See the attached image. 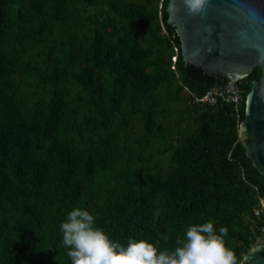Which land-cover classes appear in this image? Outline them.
I'll return each mask as SVG.
<instances>
[{
  "label": "trees",
  "instance_id": "trees-1",
  "mask_svg": "<svg viewBox=\"0 0 264 264\" xmlns=\"http://www.w3.org/2000/svg\"><path fill=\"white\" fill-rule=\"evenodd\" d=\"M167 3L0 0V264H71L60 225L76 207L125 246L171 251L212 221L237 264L252 249L264 179L238 139L251 74L239 119L190 98L194 128L172 144L156 94L174 75V102L225 79L184 65Z\"/></svg>",
  "mask_w": 264,
  "mask_h": 264
},
{
  "label": "water",
  "instance_id": "water-1",
  "mask_svg": "<svg viewBox=\"0 0 264 264\" xmlns=\"http://www.w3.org/2000/svg\"><path fill=\"white\" fill-rule=\"evenodd\" d=\"M166 14L185 66L215 79L240 81L251 74L238 139L264 179V0H207L193 14L182 0H168ZM240 264H264V245L253 247Z\"/></svg>",
  "mask_w": 264,
  "mask_h": 264
},
{
  "label": "clouds",
  "instance_id": "clouds-1",
  "mask_svg": "<svg viewBox=\"0 0 264 264\" xmlns=\"http://www.w3.org/2000/svg\"><path fill=\"white\" fill-rule=\"evenodd\" d=\"M182 2L193 14L201 11L207 0ZM60 232L71 264H237L234 252L225 247L228 229L221 227L217 232L212 221L189 225L171 251L159 250L146 240L130 238L127 246L113 241L95 226V217L79 207L67 213Z\"/></svg>",
  "mask_w": 264,
  "mask_h": 264
},
{
  "label": "built area",
  "instance_id": "built-area-1",
  "mask_svg": "<svg viewBox=\"0 0 264 264\" xmlns=\"http://www.w3.org/2000/svg\"><path fill=\"white\" fill-rule=\"evenodd\" d=\"M159 10L160 6H158V18L160 17ZM161 29L162 32L165 33L162 25ZM173 51L175 55L171 58V61L174 64L176 61L177 49L173 47ZM171 69L174 70V67L172 66ZM241 81L242 80L232 81L225 79L213 84L201 97H197L192 93H188V95L191 98V102L198 106L215 108L221 104L229 105L236 115V119H239L238 115L241 111L243 95L245 94ZM256 201L257 203L256 207L253 209V216L259 223V227L255 237L256 244L254 247L264 245V198L256 196Z\"/></svg>",
  "mask_w": 264,
  "mask_h": 264
},
{
  "label": "rangeland",
  "instance_id": "rangeland-1",
  "mask_svg": "<svg viewBox=\"0 0 264 264\" xmlns=\"http://www.w3.org/2000/svg\"><path fill=\"white\" fill-rule=\"evenodd\" d=\"M159 3L157 4V6ZM155 4V7H157ZM98 10V9H97ZM98 13V11H97ZM172 70V69H171ZM174 71V70H172ZM241 83H244V79L241 81ZM178 80L176 79V76L174 75V81H173V87L171 90L168 91H159L158 94H156L157 102L159 103V109L164 110L165 112H170L169 117L166 119L159 118V120L164 121L167 125V128L171 131L169 134V138L174 144L173 140L175 138V134L173 133L176 131V129L180 128L182 132H189L191 129L194 128V120H195V115L190 116L186 113V108H189V99L190 97L188 94L184 91L180 94L179 98L177 101H171L169 96V93H172L175 90V86H177ZM181 139L180 141L183 142V137L180 136ZM165 156H163L162 161L164 160ZM256 242H254L253 247L255 246ZM252 247V248H253Z\"/></svg>",
  "mask_w": 264,
  "mask_h": 264
},
{
  "label": "bare ground",
  "instance_id": "bare-ground-1",
  "mask_svg": "<svg viewBox=\"0 0 264 264\" xmlns=\"http://www.w3.org/2000/svg\"><path fill=\"white\" fill-rule=\"evenodd\" d=\"M242 133H244V132H243V129H242ZM245 137H246V136L244 135V138H245Z\"/></svg>",
  "mask_w": 264,
  "mask_h": 264
}]
</instances>
